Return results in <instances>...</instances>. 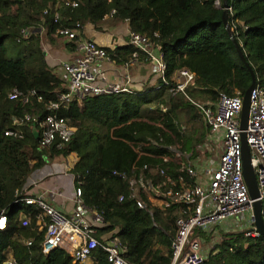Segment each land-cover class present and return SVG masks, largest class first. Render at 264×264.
Returning a JSON list of instances; mask_svg holds the SVG:
<instances>
[{
    "label": "trees",
    "instance_id": "16d2710c",
    "mask_svg": "<svg viewBox=\"0 0 264 264\" xmlns=\"http://www.w3.org/2000/svg\"><path fill=\"white\" fill-rule=\"evenodd\" d=\"M225 4L232 9L227 22L235 27L233 37L264 89V0ZM111 10L113 20H125L128 30L160 46L162 78L141 90L60 103L56 114L74 132L66 142L57 145L54 140L39 150L37 122L66 88L62 77L45 65L37 37L52 41L61 38L54 33L57 27L98 25ZM221 12L222 0L218 6L214 0H0V212L6 219L0 229V264L8 254L17 264H77L62 249L42 252L44 228L38 230L35 224L38 211L20 201L32 171L46 159L72 152L77 161L70 173L81 201L105 224L97 237L115 238L129 263L170 264L175 220L184 206L175 203L162 209L149 201V195L160 198L164 189L159 169L174 181L172 189L180 187L179 178L193 184L179 167L198 156L208 128L190 100L214 103L220 94H242L250 83ZM66 45L73 49L74 42ZM105 50L110 58L121 55L124 61L135 51L129 44ZM179 70L193 74V85L184 90L190 100L169 92ZM13 89L21 95L9 99ZM7 130L19 135H5ZM136 199L143 202L142 208ZM22 216L28 217L26 225L21 224ZM193 232L203 240L213 235L212 230ZM219 239L201 264H264L263 235L220 231ZM92 261L108 264L100 248Z\"/></svg>",
    "mask_w": 264,
    "mask_h": 264
},
{
    "label": "built area",
    "instance_id": "2783aa9c",
    "mask_svg": "<svg viewBox=\"0 0 264 264\" xmlns=\"http://www.w3.org/2000/svg\"><path fill=\"white\" fill-rule=\"evenodd\" d=\"M214 4L218 6L219 0H214ZM71 5L76 4L71 2ZM225 10L227 16H232L230 6H226ZM113 12L111 10L110 15ZM234 28L232 24L231 31ZM82 31L83 27L78 24L72 28L57 27L54 31L67 42H74L73 56L70 60L61 61L56 65L63 73L62 79L66 91L58 94L56 101L48 103L50 112L37 122L39 150L46 149L54 140L58 141L57 145L66 142L74 132V127L69 126L56 114L60 103H67L74 98L82 99L87 96L129 90L126 84L108 81L105 70L96 69L95 65L101 61L105 60L111 64H115L116 61L108 56L105 47L85 38ZM21 34L26 35V31L21 30ZM128 44L135 49L131 58L135 59L137 53L141 52L145 60L154 63L157 76L162 78L164 64L160 46L151 44L145 35L130 30ZM175 75L174 85L169 92H180L187 97L184 90L187 86L193 85V74L187 70H179ZM128 79L127 75L126 80ZM20 95V91L13 89L8 94V98L13 99ZM241 96L242 94L237 91L231 96L220 94L214 103L197 102L187 97L198 109L208 132L203 147L200 148L201 156L196 161L188 160L186 163H181L179 167L181 172L193 178V184H185L179 178L180 187L172 189L174 181L159 169V173L165 179L162 181L164 189L159 192L161 197L158 198L160 200L158 206L162 209L175 203L184 206L182 214L175 220L170 264L202 263L207 252L202 251L200 235L195 234L194 229L204 232L213 230V234L217 230L242 232L244 236L257 235L252 225V200L248 196L241 173L238 129ZM37 99L39 100L40 97ZM25 100L26 98L23 99ZM25 120L35 122L34 118L28 116H25ZM244 133L262 204L261 217L264 223V89L256 77L249 92ZM4 134L19 135L16 131L10 130ZM211 144L217 151L213 157L208 154ZM204 152L207 154L205 155ZM162 160L167 161L168 158L163 157ZM148 187H151L150 182ZM148 187L143 186V191L147 193ZM152 189L156 192V189ZM80 194V188L74 185L71 200L73 208L67 212L52 206L44 193L25 195L20 199L21 202L33 206L38 211L35 224L38 230L44 228L40 244L42 252L48 253L58 248L66 252L72 263L93 264L92 254L95 249L100 248L104 251L108 264H133L124 259V249L118 245L115 238L97 237L98 230L105 225L104 221L93 209L83 205ZM50 195H55V192H51ZM135 203L139 208L143 207L141 200L136 199ZM237 213H240L241 219L245 218L246 226L243 227L233 220ZM0 221H3L0 226V229H3L6 224L3 211L0 212ZM28 221L27 216H22V225H26ZM26 244L29 245L30 241ZM1 264L17 263L8 254Z\"/></svg>",
    "mask_w": 264,
    "mask_h": 264
},
{
    "label": "crops",
    "instance_id": "0c3cea01",
    "mask_svg": "<svg viewBox=\"0 0 264 264\" xmlns=\"http://www.w3.org/2000/svg\"><path fill=\"white\" fill-rule=\"evenodd\" d=\"M128 31L125 20L115 21L109 14L98 25H84L82 35L98 45L113 50L128 45ZM43 40L44 46L41 45V47L45 65L49 70L63 77V73L56 65L61 61L70 60L73 56V49H69L66 45L69 42L63 38L56 37L52 41L43 38ZM121 53L123 52L121 51ZM115 61V64H111L104 60L95 65L96 69L105 70L108 81L126 84L132 90H141L144 86L156 84L158 77L156 66L152 61L145 60L143 55L141 57L136 56L135 59L130 56L125 61L121 60V55H119ZM127 75L128 81L126 80ZM201 147H203V144ZM211 148L213 154L217 152L216 149ZM200 153L201 150L198 156L189 159V161H196L201 156ZM210 153L212 154V152ZM204 154L206 155L207 152H204ZM76 161L77 156L73 152L66 154L64 157L46 159L39 168L32 171L27 177L24 186L25 194L44 193L48 202L55 208L64 212L72 210L71 200L74 183L70 169ZM51 192H55V195H50ZM148 199L153 205H159L160 200L158 198L149 195Z\"/></svg>",
    "mask_w": 264,
    "mask_h": 264
},
{
    "label": "water",
    "instance_id": "95a60500",
    "mask_svg": "<svg viewBox=\"0 0 264 264\" xmlns=\"http://www.w3.org/2000/svg\"><path fill=\"white\" fill-rule=\"evenodd\" d=\"M225 0H222V12L221 22L222 25L237 53V56L241 63L248 69L250 76V83L244 90L241 96V107L238 115V129H239V140H240V159H241V173L243 182L246 186L249 198L252 200V225L253 230L257 235L264 236V223L261 217V200L257 189V183L255 174L251 165L249 147L245 141L244 129L246 127L247 115H248V103H249V92L254 85L255 75L251 67L248 65L243 53L241 52L235 38L233 37L230 26L227 22V12L225 10Z\"/></svg>",
    "mask_w": 264,
    "mask_h": 264
},
{
    "label": "rangeland",
    "instance_id": "374dc122",
    "mask_svg": "<svg viewBox=\"0 0 264 264\" xmlns=\"http://www.w3.org/2000/svg\"><path fill=\"white\" fill-rule=\"evenodd\" d=\"M37 43H38V46H40V49H41V52H42L41 45L44 46V40H43L42 36H40L39 39L37 38ZM11 53H13V52H11ZM43 58H44V56H43ZM209 147H214V146L211 144ZM209 150L210 151L208 153L212 152L211 151V148ZM210 156L213 157L214 154L212 155L210 153ZM210 161L212 162V160H210ZM233 218H234L233 220H235L239 225L241 224V225H243V227L246 226L245 225V218L244 219H241L240 218V213L235 214ZM219 232L220 231L215 230V233L212 236H210L209 239H207V240H205V239L203 240L200 237L201 238L202 251H204L206 253V252L210 251L214 247V245L218 242V240H220L219 239ZM229 232H237V231H229Z\"/></svg>",
    "mask_w": 264,
    "mask_h": 264
},
{
    "label": "snow or ice",
    "instance_id": "6c2138e0",
    "mask_svg": "<svg viewBox=\"0 0 264 264\" xmlns=\"http://www.w3.org/2000/svg\"><path fill=\"white\" fill-rule=\"evenodd\" d=\"M2 224H3V221H0V226H2Z\"/></svg>",
    "mask_w": 264,
    "mask_h": 264
}]
</instances>
